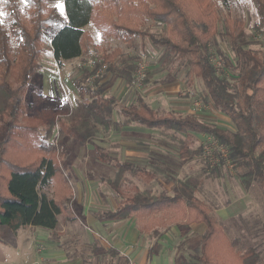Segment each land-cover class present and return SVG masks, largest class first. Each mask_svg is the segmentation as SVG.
<instances>
[{
	"label": "trees",
	"instance_id": "obj_1",
	"mask_svg": "<svg viewBox=\"0 0 264 264\" xmlns=\"http://www.w3.org/2000/svg\"><path fill=\"white\" fill-rule=\"evenodd\" d=\"M264 24V0H254ZM64 12L53 0H0V243L16 247L18 234L28 226H42L56 231L61 219L72 221L77 207L72 184L67 173L66 136H77L68 117L71 107H40L42 94L36 81L41 57L52 52L58 65L90 56L97 47L88 30L92 23L104 37H114L127 45L139 36H149L154 46L163 48L166 59L171 55L189 65L190 80L198 77L205 82L216 108L228 115L235 131L211 126L193 116L176 117L158 114L141 94L135 103L117 107L114 97L105 93L101 83L104 72L120 73L132 83L135 65H122L118 47L104 50L101 59L76 81L83 98L82 108L95 124L106 130L111 127L144 125L150 128L192 130L213 136L224 146L237 168L248 167L264 190V54L246 49L247 34L242 19H226L228 34L239 59L245 64L241 76L242 99L228 90L227 79L217 75L212 63L211 39L218 31V14L212 0H63ZM166 26L167 34L148 33L142 28L146 19ZM134 59L138 58L133 57ZM132 59V58H131ZM249 89L251 93L245 92ZM123 121H114V110ZM64 136V140H63ZM56 142H55V141ZM92 156L102 162L113 161L116 177H102L114 192L118 206L104 211L111 219L156 214L166 211L168 222L180 228L192 222H203V234L197 261L202 264H257L260 253L253 247L244 252L236 249L238 238H230L223 225L212 214V208L197 197L199 180L186 179L178 183L173 195L154 194L135 187L126 190L121 185L124 174L155 177L145 167L119 159L112 160L103 148L93 146ZM250 173H243L248 175ZM52 190L53 195H47ZM74 201V202H73ZM100 249L95 245L93 251ZM111 260L104 264H128L115 249H109ZM83 252L70 254L88 259Z\"/></svg>",
	"mask_w": 264,
	"mask_h": 264
},
{
	"label": "rangeland",
	"instance_id": "obj_2",
	"mask_svg": "<svg viewBox=\"0 0 264 264\" xmlns=\"http://www.w3.org/2000/svg\"><path fill=\"white\" fill-rule=\"evenodd\" d=\"M212 1H214L219 17L218 31L211 39L212 63L217 75L227 79L229 92L236 99H242L244 90L241 76L244 74L245 64L233 48L232 40L227 33L226 19L244 21V30L247 34V43L244 47L260 54H264V24L261 22L254 0ZM53 3L59 7L61 12H64L63 0H53ZM142 28L148 33L167 34L165 25L149 18L143 22ZM88 30L93 34L97 44L90 56L83 55L63 65H58L52 52L47 51L41 57L42 68L36 76V81L40 84L39 92L43 95L40 107L57 109L63 107L65 102L70 103L71 113L69 112L68 117L76 127L77 136L68 135L66 137L69 147L66 152V162L69 167L67 168L68 175L74 184V201L80 207L72 208L71 214L76 216L74 220L65 221L67 218H62L59 229L48 232L44 239L37 238V242L32 244L34 245L32 250L45 251L47 255L52 254L57 257L53 263L41 260L44 264H64V248L71 255L77 251L83 252L88 259V264H104L105 259L107 261L112 259L109 247L101 242L100 249L93 251L95 245H98L95 241H98L96 239H99L101 235L94 233L91 224L79 220L86 213L91 214L98 209L107 210L112 207L111 197L116 198L114 192L102 182L101 178L116 177L117 169L113 166V161L102 162L93 158L92 142L108 149V154H114L111 140L114 139L116 133L121 136L125 133L129 135L140 133L150 136L153 144L158 141L161 145L159 166H161L160 170L163 175L162 182L166 184V187L171 189L175 184L188 178H196L199 180L196 195L204 202L208 201L210 206L225 204V198L231 201L228 189L237 198L241 195V189L250 192L252 205L245 211L244 207L240 208L230 220L221 222V224L230 238L239 239L237 250L244 252L248 248H255L260 253L257 264H264V190L248 167L237 168L235 161L230 158L229 162L222 160L219 166L210 169L209 158H205V147L212 146L210 137L192 130L176 131L171 128L147 130V128L138 127H130L124 131L106 130L95 124L94 120L85 113L81 106L83 99L73 84L74 79L82 74L84 67H89V69L94 67V63L101 59L104 50L110 51L118 47L124 53V59L121 57L118 60L119 65H122L124 60L130 65L137 66L140 62H145L147 65L144 80L138 88L127 84L123 79H111L112 83L108 91L115 95L118 94L116 98L118 107L135 102L137 98L135 91L139 90L147 101L146 103L154 107L158 114L171 113L176 117L193 116L211 126L235 131L236 125L231 118L213 104L203 79L195 77L190 80V68L187 62L175 55L166 59L164 49L154 46L149 36H139L134 44L127 45L114 37H104L92 23L88 26ZM137 56L138 58H133ZM245 92L251 93L249 89H245ZM114 118L118 121L124 119L119 114L118 108L114 111ZM150 145H152L151 142H149ZM214 151L215 155L221 156L220 149L216 148ZM121 154L124 157L122 152L119 155ZM243 173L250 174L243 175ZM150 183L129 172L125 173L121 179V185L129 191L134 190V187H149ZM78 184L83 188V192L78 189ZM167 191L157 189L155 193L161 194ZM96 193L101 194V199H98ZM47 195L51 197L52 190H47ZM236 203H240V200L237 199ZM38 228L47 229L42 226ZM0 247L6 252L5 262L7 264L34 263V260L29 262L26 259L20 262L22 255L11 246L0 245ZM77 262L83 264L80 257L74 264ZM193 263L202 264L196 258Z\"/></svg>",
	"mask_w": 264,
	"mask_h": 264
},
{
	"label": "crops",
	"instance_id": "obj_3",
	"mask_svg": "<svg viewBox=\"0 0 264 264\" xmlns=\"http://www.w3.org/2000/svg\"><path fill=\"white\" fill-rule=\"evenodd\" d=\"M122 55H124L123 51H122ZM101 74H103L101 83L105 85V93L115 98L116 106H117L116 98L118 97V94L116 93L115 95L108 91L112 83L111 79L112 80L123 79L127 84L128 82L126 78L120 73H112L110 71L104 72L103 69ZM82 76L83 73L78 78H75L73 81V84L77 88L78 93H79V89L77 87L76 81L79 80ZM129 85H131V83ZM135 93L137 95V98H138V94H141V96L143 97L142 93L139 90H136ZM79 96L81 97L80 94ZM67 103L70 105L69 102ZM113 119L114 121H118L114 118V116ZM118 122H122V121H118ZM130 127L147 128V130L157 129V128L146 127L144 125H139V124L120 126L118 128L113 126L111 127V129L124 131V129L126 130ZM202 134L205 136L208 135L206 133H202ZM114 136H115L114 139L111 140L112 142L111 145L115 153L109 154L111 157H114L115 159H119L121 161H128L135 163L137 165L145 167L147 170L155 174V177L151 180H149L148 178L140 177L143 180H145L147 183L151 182L149 187H144V188L140 187V189H148L157 195L160 194V193H155L157 189L158 190L165 189V191L168 190L166 193H161V194L173 195L175 193V188L178 186V184H175L170 189L166 187V184L162 182L163 175L161 174V170H160L161 166H159L161 164L159 160L160 157L159 152H161L159 151V148L161 145L159 144L158 141H156V144H153L152 140H150L151 139L150 136H148L147 134L144 135L140 133H136L134 135H129L128 133H125L124 136H121L120 134L116 133ZM65 142H66V138H65ZM149 142H151L152 145L149 146ZM94 145L102 148L97 143L92 142V149H91L92 152L94 151V147H93ZM103 149L108 151V149L106 148ZM120 152L124 154V157L122 156V154L119 155ZM67 173L69 174V172ZM71 184H72V191L74 198V184L72 180H71ZM77 187L79 190L83 192V188L80 187L79 184L77 185ZM228 192L231 201L225 198L224 199L225 204L223 205L210 206L208 204V201H206V203L212 208V214H214L217 217L220 223L230 220V218L234 216V214L237 211H239L240 208L244 207L243 209L245 211L246 209L249 208V206L252 205L251 203L252 197L248 190L244 191L241 189L240 191L241 195L238 198L236 196L235 197L233 196L231 190L229 191L228 189ZM93 193L95 192L93 191ZM224 194L227 195L225 192ZM96 195L98 199H101L100 193L99 195L96 193ZM113 197H111V201H110L112 207H109L107 210L98 209L91 212V214L86 213L85 216L82 215L81 216L82 218L79 219L81 221H85L91 224L94 233H98L101 235L99 239H96L98 241H95L97 242L98 245H100L101 242L103 245L108 246L109 249L112 248L115 249L120 253L122 257L128 259L129 261L128 264H194L193 262L198 254L200 240L207 228L205 223L192 222L191 224L185 226L182 229L180 228L177 222H168L167 218L169 217V215H167L168 213L166 211H159L156 214L153 215L147 214L142 217L134 215L132 217H128L125 219L107 218L103 215L104 211L114 210L118 206L117 199L116 198L114 199ZM237 199L240 200V203H236ZM75 204L77 203L75 202ZM79 207H80L79 204H77L76 208ZM50 231H51L50 229L40 230V228H38L37 226H28L19 231L18 244L16 247L13 246L11 247H13L15 251L17 250L18 252H20V254L22 255L21 256L22 260H20V262H22L23 259L24 261L26 259V261L29 262H32L33 260L34 261L43 260L46 263L54 262V259L57 258L56 256H52V254L47 255L45 251L41 252L40 250H36V251L32 250V248L34 247V245L32 246V244L33 243L35 244L37 242L36 241L37 238L44 239L46 234ZM0 245H6V244L0 243ZM58 249H60V247ZM6 258H7L6 252L3 250V248L0 247V264H7L5 262ZM76 260L78 259L75 260L71 259L70 253L66 252L64 248V264H72V263L74 264ZM76 264L79 263L77 262Z\"/></svg>",
	"mask_w": 264,
	"mask_h": 264
},
{
	"label": "built area",
	"instance_id": "obj_4",
	"mask_svg": "<svg viewBox=\"0 0 264 264\" xmlns=\"http://www.w3.org/2000/svg\"><path fill=\"white\" fill-rule=\"evenodd\" d=\"M147 65L145 62H140L137 64L135 68V73L132 75V86L140 87L142 85V81L144 80V74L146 71ZM211 140V145H207L205 147V158H209V168H215L219 166L222 163V160L229 162L231 159L229 157L228 150L222 146L216 138L213 136H209ZM215 143V147H213V144ZM216 148L220 149L221 156L215 155ZM30 264H44L41 260L34 261V263Z\"/></svg>",
	"mask_w": 264,
	"mask_h": 264
}]
</instances>
